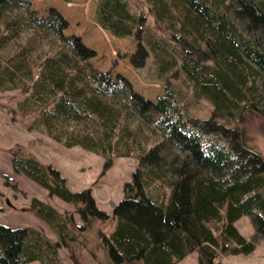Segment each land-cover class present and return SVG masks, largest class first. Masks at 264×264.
<instances>
[{
    "label": "trees",
    "instance_id": "obj_1",
    "mask_svg": "<svg viewBox=\"0 0 264 264\" xmlns=\"http://www.w3.org/2000/svg\"><path fill=\"white\" fill-rule=\"evenodd\" d=\"M70 1L39 10L0 0V90L15 91L0 104L62 146L102 156L103 171L118 156L138 162L108 213L28 145L9 147L14 172L71 208L30 200L57 239L0 223V264H62L60 246L72 264H175L194 250L198 264H221L219 255L251 252L264 239V154L249 125L264 122V0H96L95 25L135 42L107 67L70 31ZM123 58L136 69L151 58L146 75L162 92L136 89L117 69ZM14 97L17 108L5 101ZM199 98L210 104L204 117L191 111ZM244 214L251 239L235 225Z\"/></svg>",
    "mask_w": 264,
    "mask_h": 264
},
{
    "label": "rangeland",
    "instance_id": "obj_2",
    "mask_svg": "<svg viewBox=\"0 0 264 264\" xmlns=\"http://www.w3.org/2000/svg\"><path fill=\"white\" fill-rule=\"evenodd\" d=\"M61 0H35L34 7L44 10L48 5ZM96 0H71L66 4L71 23L70 31H82L85 38L99 49V59L96 63L101 66L111 65V59L117 51L130 52L135 48V42L129 37L116 38L106 34L95 25ZM63 12L64 6H58ZM151 16L147 24L153 26ZM80 34V33H78ZM81 35V34H80ZM90 38V39H89ZM117 69L131 79L133 86L145 96L152 99L162 92V85L154 80V76L147 77V71L152 65L148 58L146 66L136 69L131 66L126 58L119 60ZM145 74V75H144ZM146 77V78H144ZM15 91H1L0 102ZM18 98H8V106L17 108ZM210 110L207 100L199 98L196 106L191 111L204 117ZM30 119H23L18 114L13 117L5 107L0 104V223L11 226H32L52 239H57L56 234L44 222L38 219L30 210L29 204L33 197L50 203L58 211L70 209L71 205L57 196H49L47 191L26 176L13 171L10 165L8 148L14 144L29 146L30 151L42 162L49 163L57 168L66 179V185L71 190L91 189V194L96 205L110 213L114 204L123 196V184L131 178V173L137 165V159L132 156L115 157L111 166L103 171L104 158L98 154L87 151L76 145L64 147L37 128L30 127ZM249 125L254 137V147L264 154V122L251 119ZM76 220L79 222L77 216ZM239 232L251 239L255 229L251 223L250 215L244 214L235 221ZM58 253L62 264H72L65 246H60ZM221 264H264V239L257 237L254 240V249L249 253L219 255ZM26 264H42L33 260ZM176 264H198L197 252L188 253Z\"/></svg>",
    "mask_w": 264,
    "mask_h": 264
}]
</instances>
